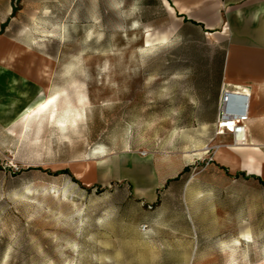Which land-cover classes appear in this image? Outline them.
<instances>
[{
	"label": "rangeland",
	"instance_id": "374dc122",
	"mask_svg": "<svg viewBox=\"0 0 264 264\" xmlns=\"http://www.w3.org/2000/svg\"><path fill=\"white\" fill-rule=\"evenodd\" d=\"M177 1L0 0V55L22 50L8 70L31 85L0 80V264H264L259 208L250 243L194 241L188 171L156 187L215 138L202 125L225 79L264 74L254 8ZM41 88L56 108L15 120Z\"/></svg>",
	"mask_w": 264,
	"mask_h": 264
},
{
	"label": "crops",
	"instance_id": "0c3cea01",
	"mask_svg": "<svg viewBox=\"0 0 264 264\" xmlns=\"http://www.w3.org/2000/svg\"><path fill=\"white\" fill-rule=\"evenodd\" d=\"M202 1H205V5H208L209 0ZM220 2L223 3L224 7L228 8L241 5L239 8L243 10V8L252 7L254 8L253 21L257 22V24L263 21L264 0H220ZM182 4L183 0H178L176 2L177 8L181 13H188V5ZM260 8L263 10L259 14V17L256 18V11ZM243 16V14L240 15V19ZM258 28L262 31L258 39L264 40V26ZM260 43L256 44L260 45ZM12 52L14 51H12L10 46L6 53L0 55V59ZM17 57L11 63L1 64L0 62V80L3 74L4 76L8 75L11 82L13 81L9 86L13 87L19 83L20 88H22L21 93L23 94L25 89L31 86L30 83L21 82L22 79L18 80L17 76L8 70L17 61ZM243 76L242 74L238 78H235V81H238L239 85H233L234 88L245 87L247 81H264V74L260 71H256L247 78ZM227 80L226 78L224 81L223 88L225 89H228L225 83ZM216 86L220 88L221 84L218 83ZM229 90L236 91L235 89ZM220 92L221 89H217L214 92L212 114L208 116L209 120L203 123L202 126H210L217 130V108ZM33 95H36L35 99L23 106L17 116L16 114L14 115L15 118L17 117L15 120H21L22 114L44 97L42 95V88L37 90ZM16 108H20V105H15L14 109L16 110ZM11 110L12 105H2L0 103L1 125L7 124L6 118L1 112L3 111V114H5V112L10 113L9 111ZM262 111L264 112V98L261 102L252 101L249 122L251 144L249 146L239 148L224 147L221 154V157H223L222 161L215 158L216 151L213 158L208 160L203 154L198 153L203 148L197 149L193 154L188 153V158L181 161L176 160L180 164V171L176 175L158 179L156 187L158 189H166L170 181H182L185 172L188 171L184 202L187 209L188 237H196L192 240H217V245L238 246L242 240L246 241L244 235L247 232L251 234L252 238L255 237L252 233L254 231L252 226L257 220V208H259L260 215L263 214L264 217V185L254 178L258 177L264 182V136H262L264 131V116H260ZM196 117L201 118L202 116L197 115ZM195 163H204V165L197 174L193 175L195 171L193 165ZM144 186L146 187L147 184H144ZM256 194L259 196L258 199L255 197ZM137 196L146 201L155 200L160 202V197L157 194L153 196L152 194H137ZM190 245H193V243Z\"/></svg>",
	"mask_w": 264,
	"mask_h": 264
},
{
	"label": "built area",
	"instance_id": "2783aa9c",
	"mask_svg": "<svg viewBox=\"0 0 264 264\" xmlns=\"http://www.w3.org/2000/svg\"><path fill=\"white\" fill-rule=\"evenodd\" d=\"M241 93L238 90L221 89L217 108V132L212 140L214 143L216 139L218 143L217 140L223 138L221 147L239 148L251 144L249 122L252 99L249 94ZM145 231L147 226L142 227V232Z\"/></svg>",
	"mask_w": 264,
	"mask_h": 264
},
{
	"label": "bare ground",
	"instance_id": "6f19581e",
	"mask_svg": "<svg viewBox=\"0 0 264 264\" xmlns=\"http://www.w3.org/2000/svg\"><path fill=\"white\" fill-rule=\"evenodd\" d=\"M262 8L258 9L256 11V18L259 17V14L262 12ZM22 52V50H17L14 51L12 53H8L7 56L2 57L0 59L1 64H5V63H11L14 61V59ZM52 75H53V68L47 66L46 69L42 72L41 74V80L44 82V92L48 93L50 91L51 88V82H52ZM245 87H235V90L241 91L243 95H247L249 94L252 97V101L254 102H261L264 98V81L263 82H255V81H247ZM56 99H49L47 97H43L41 98L37 103L34 104V106H32L30 109H28L26 112H24L22 114V118L25 121V125L28 124L30 118L37 114L39 115V113L41 111L44 110H48V106L49 105H53L52 110H54L56 108V103H55ZM49 101H51V103H49ZM260 116H264V112L262 111L260 113ZM222 136V135H221ZM215 142H211L209 145H207L205 148H203L202 150H200L198 153L205 155L209 149L213 148L216 150V154H215V158H217V160L222 161L223 157H221V154L223 152V148L221 147L223 145L222 141L223 138H219L217 141L218 143H216V139L214 140ZM227 155H229L227 153ZM136 189V188H135ZM244 238L247 242H251L252 241V236L249 232H247L244 235ZM239 247H241V243L238 244Z\"/></svg>",
	"mask_w": 264,
	"mask_h": 264
},
{
	"label": "trees",
	"instance_id": "16d2710c",
	"mask_svg": "<svg viewBox=\"0 0 264 264\" xmlns=\"http://www.w3.org/2000/svg\"><path fill=\"white\" fill-rule=\"evenodd\" d=\"M194 25H198V24H196L195 22H192ZM187 170V169H186ZM185 170V171H186ZM256 180H259L260 181V183L262 184V185H264V182L260 179V178H258V177H254Z\"/></svg>",
	"mask_w": 264,
	"mask_h": 264
},
{
	"label": "snow or ice",
	"instance_id": "6c2138e0",
	"mask_svg": "<svg viewBox=\"0 0 264 264\" xmlns=\"http://www.w3.org/2000/svg\"><path fill=\"white\" fill-rule=\"evenodd\" d=\"M49 103H51V101H49Z\"/></svg>",
	"mask_w": 264,
	"mask_h": 264
}]
</instances>
